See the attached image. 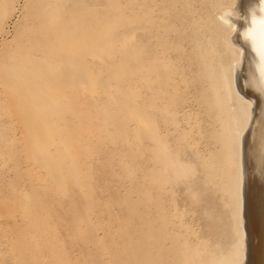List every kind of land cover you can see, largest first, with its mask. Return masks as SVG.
<instances>
[{"label": "rangeland", "instance_id": "obj_1", "mask_svg": "<svg viewBox=\"0 0 264 264\" xmlns=\"http://www.w3.org/2000/svg\"><path fill=\"white\" fill-rule=\"evenodd\" d=\"M184 1L0 0V264H151L165 221L179 244L199 235L190 249L201 258L237 263L234 204L187 151L204 134L202 100L236 104L225 96L230 56L213 43L229 0ZM167 110L173 172L159 187Z\"/></svg>", "mask_w": 264, "mask_h": 264}, {"label": "bare ground", "instance_id": "obj_2", "mask_svg": "<svg viewBox=\"0 0 264 264\" xmlns=\"http://www.w3.org/2000/svg\"><path fill=\"white\" fill-rule=\"evenodd\" d=\"M175 1H177V0H175ZM150 2H149V4H150ZM184 2H186V0ZM226 2H227V0H226ZM159 3H161V2H159ZM166 3H167V1H166ZM196 3L198 5L203 6V4H205V0H201V1L199 0L198 2L196 1ZM207 4L208 3L205 4L206 7H208ZM178 6H179V4H178ZM178 6H177V8H178ZM183 6H185V5H183ZM167 7H168V5H167ZM174 8H172V9H174ZM183 8H185V7H183ZM194 8L196 9V7H194ZM203 8L205 9V6H203ZM216 8H219V7H216ZM150 9H151V7H150ZM185 9H182V10H185ZM213 9H215V8H213ZM207 10L205 11L206 14H208ZM175 11H177V10H175ZM163 13H162V15H163ZM183 13H184V11H183ZM167 14H169V13H167ZM203 14H205V13H203ZM162 15H161V18H162ZM189 15H190V13H189ZM214 15H215L216 22L222 26L221 27L222 31H221L220 39L219 40L213 39V43L215 44V46H217V45L219 46V48L222 50L223 54H225V55L228 54V56H230V63L228 66V74H227V82L225 83V86H226L228 91L226 92L227 94L225 96H228V98H230L231 101L232 100L235 101L236 104H235L234 110H232L231 108L224 105L223 103H220L218 100V96L214 97V99L208 98L205 101L202 100L201 106L204 108V110L207 109V111L205 114V119H199V120L195 119V120H197V125H195V128H197V131H200L203 128L204 134H201V135L198 134V135H195V137L191 134L192 138L190 137V139L188 141L189 144L187 146V151H189L188 153L193 155L194 160L192 162H193V165H195L197 167L199 174L200 175H201V173L205 174L208 177L207 179L211 181L210 183H212V186L209 184H208V186L214 187L213 190H215V191H218L220 193L222 192L224 195L226 194V196H228V199L234 204V209L232 210V216L234 218V223L236 224L235 232L238 235L237 236L239 239V245H238L239 251L238 252H240L239 255L237 252V255H238L237 258H239L238 259L239 261L237 260L236 264H264V91L261 90L260 85H259V57H258L257 53L252 48L253 38L252 37H245L242 35V33L246 32L248 29L255 27V32H254L255 42L257 44H259V35H260L259 21L262 18H264V13H262L260 10V0H229V3H227V4L225 3V5L223 3V6L220 7L219 9H217L215 11ZM140 16H142V15H140ZM179 16L180 15H178V17ZM208 16L207 17L210 18L209 14H208ZM149 17H151V16H149ZM183 17H185V16H183ZM169 18H170V16H169ZM180 18H182V17H180ZM253 19H255L257 21L256 25H253V23H252ZM164 21H166V20H164ZM186 21H188V20H186ZM214 23H215V21H214ZM214 23L212 24L213 26H214ZM149 25H150V23H149ZM206 25H209V24H206ZM44 28H46V27H44ZM193 32H194V30H193ZM193 35L196 36V34H193ZM40 36L41 35H39V37ZM41 37H43V36H41ZM44 37H46V36H44ZM49 37H50V34H49ZM57 37H58V35H57ZM213 37H215V36H213ZM53 41H55V40H53ZM195 41H197V40H195ZM46 44H47V41H46ZM176 44H178V43L176 42ZM210 44H211V42H210ZM144 45H146V44H144ZM60 46H58V47H60ZM141 47H142V45H141ZM63 48H65L64 44H63ZM206 48L208 50L209 46L207 45ZM214 50H215V48H214ZM143 51L141 50L140 52H143ZM145 51H147V50H145ZM205 53H204V55H205ZM201 54H202V52H201ZM206 56L207 55H205V58H206ZM221 57H222V55H221ZM219 61H220V59H219ZM151 65H152V63H151ZM217 65H219V63ZM144 66H146V65H144ZM187 66H188V64H187ZM226 68H227V65L225 66V69ZM220 69H219L220 73L217 70H215V75H216L215 78H216V80L218 79L217 81L219 83H220L221 75L226 76L225 73H221L222 71H220ZM211 71L212 70H210V72ZM165 72H166V70H165ZM207 77L209 78L211 76L207 75ZM156 78H158V77H156ZM211 78H209V79H211ZM213 81H214V79H213ZM217 81L215 82L216 84H217ZM215 83H214V85H215ZM209 85H211V84H209ZM211 86H210V88H211ZM225 86H224V88H225ZM171 89H174V88L171 87ZM212 90H214V89L212 88ZM218 90H219L218 92L220 94V89H218ZM211 91H210V93H211ZM214 92H212V93H214ZM172 93H174V92L172 91ZM188 94H189V91H188ZM214 95H215V93H214ZM176 100L178 101V99H176ZM174 101H175V99H174ZM154 102H155V100H154ZM211 103L213 104V107L210 106ZM193 106H195V105H193ZM171 114H174V118H172V119H175L177 113L176 112L173 113L170 110L169 111L167 110L166 116L169 117L167 122H166L167 138L165 139V137L162 138L161 136L159 137V135H158L157 139H155V143H156L155 157H156V161H157V164H156L157 173L156 174L158 175L157 178L159 179V181H158L159 187L161 186L162 176L167 177V180H168V177L173 172L172 164H173L174 153L171 151L170 145L168 143V141L170 140V130L172 129V127L168 123V121L171 117ZM241 115L243 116L242 118H241ZM240 118H241V121H239ZM193 123L196 124L195 121ZM192 125L194 126V124H192ZM173 128H176V127L173 126ZM190 130L193 132V130L191 128H190ZM198 180L199 179L197 178L195 183L200 182ZM165 183H166V181H165ZM200 184H201V182H200ZM163 185H165V184H163ZM201 185H204V183ZM155 187H157V186H155ZM202 188L203 187L201 186V189ZM204 189L206 190V188H204ZM161 190H163V189L161 188ZM196 190H198V189H196ZM198 191H201V190H198ZM207 191H206V193L209 195L212 193V192L209 193ZM209 191H211V190H209ZM161 194H163V193H161ZM198 194L200 195V193H198ZM198 194L196 195V197L198 196ZM212 194H211V196H212ZM219 194H218V197L220 196ZM192 195H195V193H193ZM155 196L157 197V195H155ZM162 196H164V195H162ZM202 196H204V195H202ZM215 196H214V198H216ZM159 198H161V197H159ZM191 198L193 199V197H191ZM206 199H208V197ZM199 200H201V199H199ZM202 200H201V202H203ZM210 200L211 199H209V202H210ZM217 200H219V199H217ZM189 201H192V200L190 199ZM157 203H159V202L157 201ZM157 203H155V204H157ZM174 203H176V202H174ZM197 203H200V202H198V200H197ZM155 204H154V206H155ZM171 204H173V202ZM209 205H208L209 209H211L213 205L212 204H209ZM181 206H180V208H181ZM188 206H187V208H188ZM204 206L206 208V204H204ZM203 207H202V210H203ZM156 208H158V206ZM191 208H193V207H191ZM198 209H200V208L198 207ZM183 210H184V208H183ZM199 212H200V210H199ZM156 213L158 215L157 218H159V220H160L161 219V213L159 211H157ZM156 213H155V216H156ZM205 213L208 214V212H205ZM202 214L203 213H201V215ZM201 215H199V216L201 217ZM219 217H221V215ZM217 219H218V217H217ZM195 220H196V218H195ZM195 220H194V222H195ZM161 221H162V219H161ZM187 221H188V219H187ZM216 221H219V220H216ZM158 222H160V221H158ZM199 222H200V220H199ZM164 223H166L165 229L162 228V226H159V228L157 229V234H155L157 236L156 241L158 238V243L154 249V251L157 253V257H155L153 259L151 264H232V260L234 259L233 253L228 254L227 256H225L222 253H220V254L209 253V255H207L204 259L201 258L198 255L199 253L197 251H193L195 248L193 250L190 249V247L193 248V246H191V244L193 245V243L197 241V239L199 238V235H195L194 237L191 236V238H189V240H186L187 239V237H186V239H184V240H186V242L184 241L185 244H181V243L179 244V243L175 242V238H174L175 233H173L174 230L170 231L172 225L168 221H165ZM195 223H193V225ZM195 225H194V227H195ZM184 233H185V231H184ZM182 235H186V233L182 234ZM180 238H181V236H180ZM194 244H196V243H194ZM238 246H236V247H238ZM200 247H202V246H200ZM160 251L163 252V253H161V255L159 253ZM162 254H163V257H162ZM234 260H236V259H234Z\"/></svg>", "mask_w": 264, "mask_h": 264}, {"label": "snow or ice", "instance_id": "obj_3", "mask_svg": "<svg viewBox=\"0 0 264 264\" xmlns=\"http://www.w3.org/2000/svg\"><path fill=\"white\" fill-rule=\"evenodd\" d=\"M260 10L264 13V0H260ZM253 25L257 24V21L253 19ZM260 25V35L259 44L255 42L254 32L255 27L248 29L246 32L242 33L245 37H252L253 44L252 48L257 53L259 57V85L262 91H264V18L259 21Z\"/></svg>", "mask_w": 264, "mask_h": 264}]
</instances>
